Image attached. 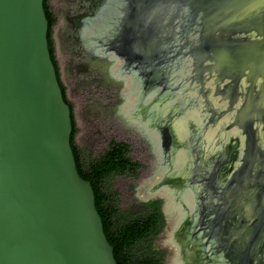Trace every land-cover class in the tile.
<instances>
[{"label": "water", "instance_id": "obj_1", "mask_svg": "<svg viewBox=\"0 0 264 264\" xmlns=\"http://www.w3.org/2000/svg\"><path fill=\"white\" fill-rule=\"evenodd\" d=\"M44 1L0 0V264H117L91 183L77 170ZM139 6L172 11L181 34L191 36L198 67L216 77L213 85L248 88L241 104L220 112L230 113L242 139L239 163L223 186L232 194L233 184L248 185L254 167V179H262L264 0H139ZM156 198L164 200L170 228L166 200L144 202Z\"/></svg>", "mask_w": 264, "mask_h": 264}, {"label": "flooded vegetation", "instance_id": "obj_2", "mask_svg": "<svg viewBox=\"0 0 264 264\" xmlns=\"http://www.w3.org/2000/svg\"><path fill=\"white\" fill-rule=\"evenodd\" d=\"M112 1L64 0L57 15L51 9L56 20L52 40L54 43L56 31L59 39L57 44L63 49V56L70 55L71 61L75 60L72 67L77 75L95 74V82L84 80L81 86L97 84L113 92V102L108 107L107 116L113 138L122 140L127 133L130 134L129 137L132 135L120 121L139 135V138L133 135L138 143L136 150L146 154L150 169L137 184L138 187L135 186L137 189L134 188L138 205L161 200L164 215V200L156 198L144 202L146 199L139 198V184L153 176L156 168L161 170L162 157L164 164H171V150H178L171 133L177 117L184 116L190 109L198 113V121L192 116L190 120H196L199 125H189V136L184 143L189 159L186 175L184 178L167 179L159 186L175 192H187L191 198L190 205L184 208L185 216L175 230L173 219L167 213V199L156 195L166 200L165 211L170 219V228L163 242L169 250L168 263L172 264L176 256L181 264H216L217 261V264H257L259 260L264 263V168L263 173L259 174L262 179H254L257 176L254 167L250 171L251 175H248L251 176L248 185H244L245 182L233 184L232 194H226L223 186L239 163L242 139L237 128L232 126L234 118L230 115L220 116V112L229 108L230 103L233 104L232 107L241 104L249 95L248 88L242 90L239 85L231 89H225L223 85H213V90L208 88L206 83L213 82L216 77L209 76L208 72L198 67V61L191 55V36L181 34L180 24L175 18L170 19L172 13L169 11H159L152 7L140 8L139 18L135 23L129 19L134 14L135 0H127L129 2L123 8L125 18L122 19L121 27L116 23L118 17L112 15L117 32H106L100 26V17L104 15L102 20L106 21L107 15L109 16L107 10ZM59 17L63 19L61 24ZM187 22L188 18L187 21L184 19L186 32L189 30ZM133 72L139 74L142 83L140 102H145L154 93V106L160 99L165 102L176 100L174 117L165 125H153L158 136L146 135L141 127L138 129L131 126L120 115V106L125 112L133 94L136 95L135 88L131 92L135 83L131 75ZM124 87L129 92L124 97L119 96ZM241 96L244 97L243 100ZM136 104H139V98ZM154 106L153 103L148 105L149 108ZM136 114V107L132 111L128 110V114L124 113L130 123L132 122L128 118L135 117ZM113 143L126 145L117 140ZM113 143L107 150H110ZM261 144L259 150H264V137ZM141 168L139 163V171ZM165 222L167 224L166 220ZM172 232L175 246L167 244ZM257 233L259 238H255Z\"/></svg>", "mask_w": 264, "mask_h": 264}, {"label": "rangeland", "instance_id": "obj_3", "mask_svg": "<svg viewBox=\"0 0 264 264\" xmlns=\"http://www.w3.org/2000/svg\"><path fill=\"white\" fill-rule=\"evenodd\" d=\"M63 4L64 0H50V6L54 15L58 14V9L61 11ZM140 8L143 7L139 6V2L136 1L133 8V16L135 17L134 20L139 18ZM58 20L60 21V24L63 22L62 17H59ZM58 41L59 39H57L56 36L54 42L56 50L55 55L59 65L61 81L66 90L67 99L73 106L74 120L77 129L75 144L81 152L82 161L86 165V162L90 163L97 161L99 157L107 151L110 144L116 142L117 140L125 142L128 146L127 157L133 162L140 163L142 166L140 171L137 169V171L133 174L112 175L104 183V188L112 196L115 206L119 211V221H128L130 218L141 214L144 211V205L146 204L144 203L142 206L138 205L137 195L134 194V188L137 189V184L150 169V165L147 164V159L145 158L146 154L136 150L138 143L136 142L135 136L139 138V135L135 131L127 128V126L119 120L126 127V129L132 133V135L129 137L130 134L127 133L123 135L122 140L116 137L115 139L113 138V133L109 129L110 119H107V116L109 115L108 107L113 102V92L104 87L98 86L97 84L81 86V82L84 80L87 82H95V74L86 76L83 74L77 75L72 67V63L75 62V60L71 61L70 55H66V57L63 56V49L59 43L57 44ZM59 50L61 53L60 55L58 54ZM127 92H129L128 88L124 87L119 96L121 95L124 97ZM120 115L131 126L138 129L140 128L126 119L122 105L120 106ZM142 131H144L146 135L149 134L148 132H145L144 129H142ZM101 137H104V139L102 140ZM153 173V176L143 180L139 184V198L143 199L140 195V190L145 182H149L157 178L159 180L162 178L160 177L161 172L159 169L156 168ZM136 185L137 187H135ZM168 230L169 227L168 224H166L163 231L156 238L142 241L135 245V247L131 250L132 256L136 260H139L150 257L159 250H164L166 255L163 264H169V250L166 249L163 244Z\"/></svg>", "mask_w": 264, "mask_h": 264}, {"label": "trees", "instance_id": "obj_4", "mask_svg": "<svg viewBox=\"0 0 264 264\" xmlns=\"http://www.w3.org/2000/svg\"><path fill=\"white\" fill-rule=\"evenodd\" d=\"M44 9L49 24L48 44L57 79L61 87L65 102L71 109L73 131L71 134V147L74 154L79 175L91 183L95 195L96 209L102 219L104 233L109 244L113 247L117 264H163L166 252L159 250L154 255L136 260L131 250L142 241L156 238L165 228L166 222L162 213V201L152 200L145 205L144 211L128 221H119V211L110 193L104 188L105 181L112 175L133 174L139 168V163L127 157L128 146L113 143L97 161H82L81 152L75 144L77 134L74 120V110L68 101L65 87L61 81L59 65L56 60L52 31L56 23L49 6V0L44 1Z\"/></svg>", "mask_w": 264, "mask_h": 264}, {"label": "bare ground", "instance_id": "obj_5", "mask_svg": "<svg viewBox=\"0 0 264 264\" xmlns=\"http://www.w3.org/2000/svg\"><path fill=\"white\" fill-rule=\"evenodd\" d=\"M136 1L137 0H135L133 3H136ZM128 2L129 1H127V0H113L112 1V3L110 4V6L107 10L109 12V16L107 15L106 21L102 20L104 15L102 17H100V26H101V28H103V30H106V32L113 34L114 31L116 30L115 29L116 25H114V24L119 23V28L121 27L122 19L125 18L124 14H122L123 8L125 7L126 3L128 4ZM169 12H170V14L172 13V11H170V10H169ZM112 15L115 16V18L118 17V20L116 23H115V20L113 21ZM102 21H103V23H102ZM133 22L136 23V20ZM95 23H96V21H95ZM98 23H99V21H98ZM176 23L177 22L175 21V24ZM96 29H97V27H96ZM116 32H117V30L115 31V33ZM102 33H104V31ZM90 34H92V33H90ZM94 34L95 33L93 32L92 35H94ZM131 75L133 76L134 81H135V83L133 84V87L131 89V92H133L134 88H135L136 95L133 94V99H132L133 102L131 100V102L127 104L124 113L128 114V110L132 111V109H135V107H136V113H137L136 116L135 117H129L128 119L132 123L138 125L142 129H144L149 134H152L154 136L155 135L158 136L157 131L155 129H153V125H156V126L165 125L171 120V118L174 117L175 112H176L174 109L175 108L174 104H175L176 100L171 99V100H168L165 102L162 99H160L159 102L154 106V102H156L155 101L156 100V97H155L156 93H154V94L149 95L145 99V102H140V96H141L140 89H141L142 83H141V80L139 79L138 73L133 72ZM135 78H137V80ZM206 86H208V88H210L212 90L214 89L212 82H207ZM138 98H139V104H136ZM152 103H153L154 108H149L148 105H150ZM131 114H133V113H131ZM227 115H230V113ZM191 116L195 117L197 121L199 120L198 119V113L195 110L190 109V110H187V112H186V114H184V116L177 117V119H176L177 121H175V123L171 127V133H173V135H174L173 137L175 139V144L177 145L176 147L178 148V150L177 149L171 150V153H172L171 164H168V163L164 164V158L162 157V153H161L163 166L160 170V172H161L160 177H162V178L159 180L157 178L155 180L145 182L144 185L142 186L141 190H140V195L143 199H148V198H150L152 196H156V195H161L167 199V201H168L167 213L173 219V229L174 230L179 225L182 218L185 216L184 208L186 205H190L191 198L189 197V194L187 192H185V193H180L178 191L175 192V191H173V189L160 188L159 186H161V184L167 179L184 178V176L187 173V170L189 167V165H188L189 159H188V152H187V150H185V147H184V143L189 136V128H188L189 125L190 124H195L197 126L199 125L196 120H194V119L190 120ZM175 144H174V146H175ZM173 232L169 234L167 244L175 246ZM217 262H216V264H217ZM172 264H181L178 261L177 256L174 257Z\"/></svg>", "mask_w": 264, "mask_h": 264}, {"label": "crops", "instance_id": "obj_6", "mask_svg": "<svg viewBox=\"0 0 264 264\" xmlns=\"http://www.w3.org/2000/svg\"><path fill=\"white\" fill-rule=\"evenodd\" d=\"M54 38L56 39V31H55V37H54ZM57 50H58V47H57ZM58 54H59V55L61 54V53H60V50H59V53H58Z\"/></svg>", "mask_w": 264, "mask_h": 264}]
</instances>
